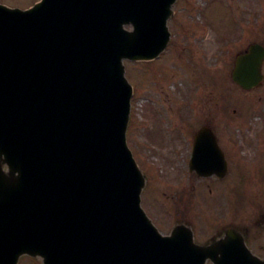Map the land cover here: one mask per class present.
I'll use <instances>...</instances> for the list:
<instances>
[{"label": "water", "instance_id": "obj_1", "mask_svg": "<svg viewBox=\"0 0 264 264\" xmlns=\"http://www.w3.org/2000/svg\"><path fill=\"white\" fill-rule=\"evenodd\" d=\"M174 1L0 6V264H17L23 254L44 264H264L229 233L204 247L184 225L161 236L139 207L144 178L125 142L131 86L121 61L164 49ZM249 50L232 72L244 89L261 80L264 58L262 48ZM52 66L67 74L55 76ZM15 106L24 110L21 124ZM205 167L199 173L214 168ZM220 243L230 246L224 258Z\"/></svg>", "mask_w": 264, "mask_h": 264}, {"label": "rangeland", "instance_id": "obj_2", "mask_svg": "<svg viewBox=\"0 0 264 264\" xmlns=\"http://www.w3.org/2000/svg\"><path fill=\"white\" fill-rule=\"evenodd\" d=\"M3 1L22 7L34 0ZM171 8L167 50L150 62L124 60L133 86L127 144L149 177L142 208L163 234L186 220L199 239L219 224L221 210L219 226L235 221L248 228L253 249L264 257L260 230L253 228L264 214V80L243 92L230 79L236 53L252 41L264 45V0H176ZM189 124L215 127L226 148L237 140L226 180H191L182 161ZM183 190L192 195L188 206ZM18 264L42 263L24 255Z\"/></svg>", "mask_w": 264, "mask_h": 264}, {"label": "flooded vegetation", "instance_id": "obj_3", "mask_svg": "<svg viewBox=\"0 0 264 264\" xmlns=\"http://www.w3.org/2000/svg\"><path fill=\"white\" fill-rule=\"evenodd\" d=\"M0 3L1 4H7L8 5V3H6V2H4L3 0H0ZM192 125H187L186 127H185V130H186V132H187V139H188V144H190V146H189V148H188V150H187V155H186V157H185V159L184 160H182L183 162H189V160H190V154H191V144H192V142H193V139H194V136H195V134H196V132H197V129L198 128H200V126H198V127H191ZM208 127H209V129L213 132V134H214V136H215V139H216V142H217V144H218V146H219V148H220V150L222 151V153H223V156H224V159H225V161L227 162V163H229L230 162V156H232L233 157V155H234V153H235V150H236V146H235V142L233 141V143H231V146H229L228 148H226L225 147V144L223 143V142H221V136H219L218 135V131H217V129L215 128V127H213V126H210V125H207ZM228 143H229V141H228ZM230 143H229V145H230ZM232 150V151H231ZM192 176H193V178L191 179V180H193V179H196V180H204V181H208V180H210V179H212V180H214V181H216V183L217 184H219V182H222V181H224V180H226L228 177H229V169H228V174L227 175H225V177L224 178H218V177H209V178H206V179H204V178H200V177H198L195 173H190ZM208 186V190H209V192H212V189L210 188V185L208 184L207 185ZM229 189V187H226V188H224L223 190H224V192H225V194H226V191ZM222 191V190H221ZM221 191L219 192V194L221 193ZM195 198H199L198 197V195H196V197ZM220 229H221V227L219 228V229H217L216 230V234L218 233V234H220L221 233V231H220Z\"/></svg>", "mask_w": 264, "mask_h": 264}, {"label": "bare ground", "instance_id": "obj_4", "mask_svg": "<svg viewBox=\"0 0 264 264\" xmlns=\"http://www.w3.org/2000/svg\"><path fill=\"white\" fill-rule=\"evenodd\" d=\"M2 31L4 32V27L2 26ZM9 37H12V35L10 34L9 35ZM19 47V46H18ZM54 71L56 70V66H52L51 67ZM58 73H61V74H64V73H66L65 71H62V70H57V71H55V76H58ZM67 74V73H66ZM17 84H20V82L19 81H17ZM7 91L8 93H9V91H10V88L9 87H4V88H2V91ZM16 99H18V97L16 96L15 97ZM16 101V100H15ZM16 102H18V101H16ZM14 104H16V103H14ZM15 112L17 113V114H19V117H18V123L19 124H21V122H20V120H21V118H22V114L24 113V110H23V108H22V106H21V108H18L17 106H15ZM7 170H8V167L6 166L5 167ZM87 188V187H86ZM38 192H41V190H38ZM79 193H83V192H79ZM2 198H4V195H2L1 196ZM119 197V196H118ZM96 202H97V204L95 203V205H94V207L96 208H98L100 205H102L103 203H102V201H101V199L98 197L97 198V200H96ZM105 208L106 209H108V205H105ZM120 215H121V217H125L126 216V213L122 210L121 211V213H120ZM123 225H125L126 224V220L125 219H122V222H121ZM83 229H84V226H82L79 230H78V232H77V234H76V236L79 238V236H80V234H81V232L83 231ZM58 236H63V234H58ZM81 238H82V236H80ZM129 257V256H128ZM127 258L125 257V258H123L122 259V261L124 262V263H126L127 261ZM135 260H137L136 258H135ZM135 264H140V262L139 261H137Z\"/></svg>", "mask_w": 264, "mask_h": 264}]
</instances>
